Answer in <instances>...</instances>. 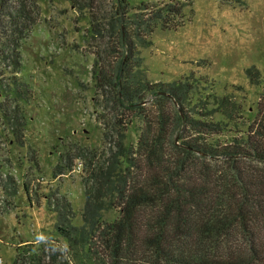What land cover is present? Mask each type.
Masks as SVG:
<instances>
[{
  "label": "trees",
  "instance_id": "1",
  "mask_svg": "<svg viewBox=\"0 0 264 264\" xmlns=\"http://www.w3.org/2000/svg\"><path fill=\"white\" fill-rule=\"evenodd\" d=\"M70 1L96 34L115 40L92 70L106 146L64 156L69 171L72 160L83 163L86 194L81 226L70 202L55 207L66 258L42 250L44 258L23 263L18 253L15 264H264V100L240 137L222 140L229 125L194 117L201 112L191 107L190 78L170 85L147 76L141 51L149 36L159 25L179 28L168 24L170 7L150 10L142 0L131 19L130 0H109L110 11L107 0ZM40 15L39 0H0V113L19 144L31 99L21 49ZM214 101L230 105L227 97ZM111 211L118 217L108 222Z\"/></svg>",
  "mask_w": 264,
  "mask_h": 264
},
{
  "label": "rangeland",
  "instance_id": "2",
  "mask_svg": "<svg viewBox=\"0 0 264 264\" xmlns=\"http://www.w3.org/2000/svg\"><path fill=\"white\" fill-rule=\"evenodd\" d=\"M130 2L133 19L142 0ZM104 4L110 11V1ZM147 5L150 10L170 7L168 24L179 26L159 25L149 36L151 45L141 51L149 80L173 85L190 78L196 88L189 97L191 107L201 112L194 117L229 125L222 140L240 137L264 100V0H148ZM39 6V24L21 49L20 76L31 91V99L24 102V144L16 141L0 113V264H15L18 253L22 263L44 258L42 250L66 258L67 242L57 234L55 207L70 202L73 223L81 226L86 194L83 163L72 160L69 171L64 156L106 146L105 111L96 103L92 70L115 40L105 31L107 37L96 34L89 14L79 13L70 0H39ZM100 22L106 20L100 16ZM2 95L0 103L6 101ZM215 97L229 98L230 105L215 104ZM117 217L111 211L106 220Z\"/></svg>",
  "mask_w": 264,
  "mask_h": 264
}]
</instances>
